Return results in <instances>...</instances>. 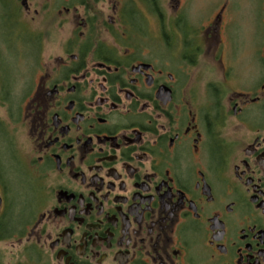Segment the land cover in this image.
I'll return each mask as SVG.
<instances>
[{"label": "flooded vegetation", "instance_id": "flooded-vegetation-1", "mask_svg": "<svg viewBox=\"0 0 264 264\" xmlns=\"http://www.w3.org/2000/svg\"><path fill=\"white\" fill-rule=\"evenodd\" d=\"M209 3L0 0V264H264V0Z\"/></svg>", "mask_w": 264, "mask_h": 264}, {"label": "rangeland", "instance_id": "rangeland-1", "mask_svg": "<svg viewBox=\"0 0 264 264\" xmlns=\"http://www.w3.org/2000/svg\"><path fill=\"white\" fill-rule=\"evenodd\" d=\"M209 1L210 0H195V8L191 9V12L187 13V15L191 17L194 22H198L199 15L204 14L207 11L210 5ZM240 20L241 19L239 17L238 19L236 18L234 19L235 22H238L240 24V31L235 30V32L233 33L232 41L231 39H229V37H227L228 39H225V48L226 50H229L232 48L235 51L236 50L235 47L237 46L238 53H237V50L235 52L239 56H244V54L246 53L245 50L248 47V35L246 32L249 31V28H248V25L244 21L240 22ZM3 27L4 25L0 21V48L1 49H3L1 42L4 41L1 38L2 37L1 35L4 32ZM243 31H246V32H244L243 34ZM3 44H5L7 48L6 50L4 49L3 51H0V55L4 56L2 66H1L2 68L0 71V86L8 90L15 82H18V80H20L21 78V75L24 74L25 62L22 59L26 58V60L29 61L31 55H30V51H28L27 48L24 47V45L22 46L18 41H17V45H15L14 47H13L14 44L9 45L7 42H3ZM234 44H235V47H234ZM247 51L249 52V50ZM248 52L246 53V55L248 54ZM197 75H199L197 71H194L192 73L191 76L194 81ZM24 87H25L24 83H22L21 88L18 86L19 89L16 90V93L18 90L20 92L18 91L15 97H19L20 95L22 96L21 94L23 90L22 88ZM26 90L27 88L23 90V92ZM3 134L5 135L3 139L5 141L4 150L10 151L11 153L12 150H10L9 147H7L9 145V143L7 144V141H9L8 133L5 132ZM10 186H11L10 197L12 198L11 199L12 204H14L13 207L15 209H18V213H19L18 221L20 224H24V223L26 224L31 219L32 208H35V202H34L33 196L31 195L29 186L26 184L24 177H22V170H17L14 174H12ZM16 222H17V219H16ZM13 230L14 231L19 230V227L13 228ZM14 241L15 240H13V242ZM11 251L15 253L17 250L12 249L10 246L5 250L6 252L5 263L6 264L10 262V259L13 257L10 255ZM12 261L15 262V259Z\"/></svg>", "mask_w": 264, "mask_h": 264}]
</instances>
